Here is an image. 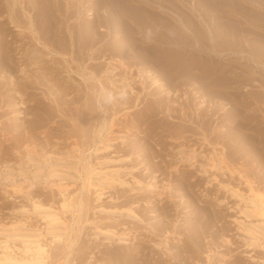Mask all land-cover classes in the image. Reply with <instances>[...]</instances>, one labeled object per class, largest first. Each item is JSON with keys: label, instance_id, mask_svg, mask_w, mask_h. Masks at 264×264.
Listing matches in <instances>:
<instances>
[{"label": "rangeland", "instance_id": "374dc122", "mask_svg": "<svg viewBox=\"0 0 264 264\" xmlns=\"http://www.w3.org/2000/svg\"><path fill=\"white\" fill-rule=\"evenodd\" d=\"M3 1L1 0V3L4 7ZM151 1H154V3ZM167 1L132 0L131 5L142 9L148 7L144 2H149L155 6L156 11H158L157 14H162L161 18H164L171 12L158 7V5L161 3L164 7H169L171 4ZM174 2L176 5L178 4L173 7L176 11L188 10L186 8L187 1L174 0ZM230 2L231 0H226L225 6L227 7ZM159 29L161 32L166 31L169 37H177L176 35H178L175 31L166 29L164 26ZM179 34H182L185 38L181 39L178 36L175 38L177 42L188 40L185 36L187 33L184 28ZM25 39L26 41H24ZM22 40L26 43L29 41L28 38ZM20 43L22 44V42H18V45ZM27 45L29 44L24 45L26 49L23 58H27V51L30 52L33 49L30 45ZM177 46L170 48L176 58L182 54L179 48L182 46ZM28 47L29 49H27ZM56 56L66 64L62 56L57 54ZM17 57H20V53L17 54ZM196 57L192 59L191 63L188 57H183L181 61H179L180 59L176 61L173 66L177 67L176 65L180 64L179 68H190L193 66V62H197ZM218 58L221 57L214 55L215 60L212 61L215 63ZM225 58L228 57L221 58V60ZM241 60L245 62L244 58ZM231 61L232 63H237L234 59ZM24 62L27 63L26 60ZM39 63L42 64V61ZM248 63L251 62L248 61ZM213 65L216 66V64ZM245 66L246 64L243 65V68ZM27 67H29L28 70H32L33 67L36 68L33 65H28ZM134 68V71L132 70L131 72L133 77L128 79L130 80L129 82L128 80L124 81L123 76H115L116 71L108 73V75H102L101 81L104 84H108L113 76L116 79L121 78L124 82L116 81L117 91L127 93L126 100H118L111 96L107 98L109 105L106 103V107H103L102 110L99 108V103H95L96 100L93 98V93L89 96L92 99L86 100L87 94L85 90H88L86 81L73 70L63 72L64 74L61 78L65 81V85L63 84L59 88L60 90L65 89L63 92H60L57 85H53L54 81L53 83L50 81L48 85L47 83L46 85L36 84L34 87L29 86L22 90L19 85L25 82L26 78L18 79L16 75L11 79L9 76L5 78L0 76V82L3 84L0 88V241L9 238L5 234L9 232H3L4 229L16 223L24 224L29 230L39 228L45 233L46 221L36 212L34 204L40 202L44 206L59 209L64 199L62 194L66 191L65 194L68 196L67 200L71 209L63 216L64 227L62 230L65 233V240L48 246L49 258L46 260V264H99L101 259L102 262L100 264H119V262L115 263L112 261V255L110 254L118 252L119 248L125 256L129 255L130 252L134 254L133 256H137H135V262L129 264H148L149 262L150 264H197L198 262V264H264V248L259 244H251L250 237L246 232L247 226H251V222L255 221V219L246 218L242 212L245 206L243 198L247 196H256L264 203V65H260L258 69L246 67L250 72L248 71L244 76L249 78H245L244 81H235L237 83H233L231 86L239 87V97H241L239 99L247 103L246 111L244 112L247 115L246 120L240 121L238 117L239 119L229 122L227 113L228 109L233 105L229 97L220 98L221 102L219 98H213L214 100H212L209 97V101H204L205 103L201 100L203 104H200L198 97L196 101L194 100L193 105L197 102L203 106L201 108L205 107L204 109H206L208 107L206 110L210 109V114L207 111L209 114L207 116L209 121L207 129H202L197 123L192 121L185 122L181 120L180 115L185 113L186 110V113L191 118L197 117L194 109L196 107L189 108L186 105L187 100H184L187 95H192L193 87L191 86H184V88L168 86L173 91L178 90L173 95V106L180 109H177V114L174 113V116H169L168 113L167 115L165 113H160L157 116L149 115L150 110L147 107L149 95L146 92L153 90V88L155 89L159 84H155L152 81L154 80L153 76L145 73L142 77L138 69ZM239 69L241 68H234L235 71ZM32 72L29 71L26 75H30ZM227 74L231 75L230 72ZM66 75L71 76V79ZM3 80L5 81L3 82ZM71 82L75 84L71 85ZM94 83L97 84L96 81ZM78 84H80V87ZM51 86L54 89L57 88L56 92L54 89L53 91L51 90ZM231 87L225 89V92H228ZM13 91H16L14 95ZM195 93L193 92V94ZM136 94L142 99H137ZM257 94L258 96H256ZM130 96L134 99L131 100ZM150 98L154 99L155 97L150 96ZM36 100L46 103L49 114H41L39 112L40 115L37 113L38 118L33 114L25 115L23 110H25L26 106L35 104ZM24 102H29L30 104L26 103L25 105ZM184 108L186 109L184 110ZM213 109L216 110L213 113L214 115L211 113ZM138 117H143V122H140ZM103 118L105 119V126L101 134H99ZM187 119H189L188 116ZM30 120H33V124L29 123ZM232 125L236 127L227 132ZM21 128L22 131L27 129H33L34 131L27 130L28 132H22ZM180 133L183 134L181 135ZM106 137H110L111 140L108 148H104L102 144ZM145 142L147 147L146 150H143ZM16 143H18L17 146H15ZM27 145L29 146L26 147ZM145 151L150 156L148 160V155L146 156ZM24 154L26 155L24 156ZM61 154L66 156L71 154L73 156L74 159L72 158V160H75L74 166L81 173L80 178L69 177L62 179L58 176L47 175L48 165L45 164L46 159H53L54 161ZM187 155H189L190 160L185 159ZM213 157H215L214 161ZM216 158H220L223 161V167H214L213 163L217 162ZM94 164L95 166L98 165L99 167L117 171L116 177L120 175L119 178H124L125 180V184H116L114 187L107 186L99 201L93 189H91L93 191L88 193L87 189L84 188V178L87 173L85 166L89 165L91 167ZM59 184L62 186L66 184V190H60L63 187L59 186ZM237 190L240 191L242 196L233 195L232 191ZM116 204L118 205L116 206ZM133 204L136 205L134 206L135 208ZM128 206L134 208L132 209L133 211L135 210L134 212L137 215L139 214L138 217H133V219L130 216L123 215ZM157 217L158 220H156ZM117 223H120L118 228L116 227ZM195 223H197V226ZM97 226L103 230L110 228L116 234L110 239L104 233H100L96 238ZM128 226L129 228L127 229L126 227ZM114 227L117 229L115 230ZM136 229H142V232H144L142 233L138 230L140 234ZM189 229L190 231H188ZM117 230L120 234L121 231L122 233H127L126 241H121L122 243L118 241L120 234L116 232ZM189 232L194 233L192 235ZM221 236L224 238L226 236V241ZM50 237L51 235L47 234L42 238V241L49 243ZM141 239H143V243ZM148 240L152 245L157 241L156 243H160V246H152ZM192 241L196 242L193 244ZM134 242L136 243L134 244ZM144 242L150 244L147 245ZM10 245L18 251L17 247H21L22 243L19 238H16L10 241ZM143 247L145 250L141 251ZM181 247L182 250H180ZM133 248L134 250H132ZM144 260L146 261L145 263Z\"/></svg>", "mask_w": 264, "mask_h": 264}, {"label": "bare ground", "instance_id": "6f19581e", "mask_svg": "<svg viewBox=\"0 0 264 264\" xmlns=\"http://www.w3.org/2000/svg\"><path fill=\"white\" fill-rule=\"evenodd\" d=\"M131 1L132 0H4L3 2L5 6L3 7L1 0H0V76L4 78L9 76L10 79L15 75L18 79L26 78L25 82L19 85V88L22 90L23 88L25 89L26 87H29V86L34 87L36 84L46 85L47 83L48 85L50 81H52V83L54 81L53 85H57L59 89L63 86V84L65 85V81H63L61 78L62 75L64 74L63 72L73 70L75 73L79 74L82 79L86 81L87 88H88L87 91L85 90L87 94L86 100L92 99L89 96H91V94L93 93L94 94L93 98H95L96 100L95 103L96 102H97L96 104L99 103L100 105L99 108L100 110H102L103 107H106V103L107 102L109 103L107 98H109L110 96L115 97V99H118V100L127 99L126 98L127 93L125 94L123 92L121 93L117 91L118 89L116 86V81L120 80L121 82H124V81H127L130 77H133L131 75V72L133 70V67H135L138 69L139 74H141L142 77L144 76L145 73H147L150 76H153L154 80L152 81L155 84H159L155 89L153 88V90L151 91L148 90L149 92H146V94L149 95L148 101H147L148 105L147 104L146 105L150 110L149 115L151 116H157L160 113H165V115H167L168 113L169 116H174V113H176L177 109L180 110L179 108H176L173 106L174 104L173 95H175L178 90L173 91L168 86L170 87L175 86L179 88L181 87L184 88V86H187V87L191 86L193 87V92H196V93L193 94V92H191L193 96L191 94L187 95L186 97L184 96L185 97L184 100L185 101L187 100L186 105L189 106V108L196 107L194 109H195V114L197 117L191 118L190 115L186 113L187 111L186 110L185 113H183L182 115L179 114L181 117V120L185 122L192 121L193 123H197V125L201 127L202 129H207L206 127L209 124V121L207 120V116H209L210 114V111H209L210 109L206 110L208 109V107L206 109H204L205 107L201 108L202 105L200 104H203L204 101H209L210 99L209 97H211L212 100H214L213 98H219L220 100V98H228V97L229 99L232 100L233 105L230 107V109H228V113H227L229 115V120H230L229 122L234 121L235 119L237 120L238 117L240 118V119L238 118L240 121L246 120L247 115L244 112L246 111L245 107L247 106V103L244 100L239 99L241 98L239 97L240 96L239 91H238L239 87H231V86L233 83H237L235 81H238V82L244 81L245 78H249V77L244 76V74L249 71L246 69V67H248L249 69H254V68L258 69L260 65H264V49H263V46H264V0H231L230 4L228 5L229 7L225 6L226 0H185L187 1V5H186V8H188L187 11H184V10L176 11L173 7L177 6L178 4L176 5L174 0H168L167 2L171 4L169 7H164L160 2H159L160 4L158 5V7L166 9L167 11L171 12L169 13V15H167V17L163 16L164 18H161V15H162L161 13H160L161 15L157 14L158 11H156L155 6L152 5L151 3L144 2L145 5H148V7H144L141 9V8L132 7ZM151 2L154 3V1H151ZM163 13L165 12L163 11ZM163 26L166 29L175 31L178 34L176 36L177 37L180 36L181 39H184L185 37L182 34L180 35L179 32H181L182 29L184 28L187 33L185 34V36L187 37L188 40L177 42L176 41L177 39H175L177 37L175 36L169 37L166 31L161 32L159 28ZM24 38L29 39V41L27 40L28 43L24 42L26 41V39L24 41L22 40ZM18 42H22V44L20 43V45H18ZM26 44H29L31 48L33 49L30 52L27 51L26 53L27 58H23L24 53H25L24 51L26 49L25 48L26 46L24 47V45ZM177 45L182 46V47H179L180 50L182 51V54L181 56L176 58L173 55L174 52L170 48L178 47ZM27 49H29V47ZM18 53H20V57H17ZM176 53L179 54V52L177 51ZM56 54L62 56L63 60L66 61V64L63 63V61L58 56H56ZM214 55L221 57V58H224V57H228V58H225L224 60H221V58H218L217 61L214 63L212 61V60H215ZM183 57L185 58L188 57V59H190V63L192 62V59L196 57L197 62H193L192 63L193 66L190 68L188 67L179 68L180 64L176 65L177 67H174L173 66L174 63L178 61L179 59H180L179 61H181ZM243 58L245 59V62L241 60ZM232 59L237 61V63H232L231 61ZM25 60L27 61V63L24 62ZM41 61H42V64L39 63ZM248 61H250L251 63H248ZM213 64H216V66ZM244 64H246L245 68H243ZM28 65L35 66L36 68L33 67V69L34 70L36 69V71H34L33 69L28 70L29 69V67H27ZM235 67L241 68V69H239L238 71H235L234 70ZM29 71L30 72L34 71V72H32V74L30 75H26V73ZM113 71L114 72L116 71L115 76H123L124 81H122L121 78L116 79V77L114 78V76L112 78L111 76H109L111 78L110 79L111 81H109L108 84H104L101 81L102 75L103 74L108 75V73H111ZM228 72H230L231 75L227 74ZM66 76H69V75H66ZM70 77L71 76H69V78ZM253 78L251 79L253 80V82H255ZM4 81L5 80H3V82ZM94 81H96L97 84L94 83ZM129 81L130 80H128V82ZM74 84L75 83L71 82V85H74ZM79 85L80 84H78V86ZM2 86L3 84L0 82V88ZM10 87L12 86L10 85ZM229 87L231 88L228 90V92H225V89ZM259 87L261 86L259 85ZM53 89L54 87H52L51 90L53 91ZM56 89H54L55 92H56ZM64 90L65 89L63 90L61 89L60 92H63ZM16 91H13V95H14V92ZM127 92L129 93V91ZM257 92L259 93V91ZM150 96L155 97V98L154 99L150 98ZM256 96H258V94ZM197 97L200 99V102L201 100L203 102H201L200 104L196 102L195 105H193V102L194 100L196 101ZM136 98L140 99L141 97L137 96ZM175 98L177 99V97ZM21 99L20 101H22ZM133 99L134 98H132L131 100ZM68 101L70 100L68 99ZM111 101H112V98H111ZM29 102L28 103L24 102V104L25 105L26 103L30 104ZM61 102H62V99H61ZM108 103L107 105H109ZM57 107H58V104H57ZM185 109L186 108H184V110ZM23 111L25 115L33 114L34 116H37V113L38 115H40L39 112L41 114L42 113L49 114L48 109L46 107V103H44L43 101L42 102L37 101L35 104L31 106L30 105L26 106L25 110ZM207 111H209V114ZM215 111L216 110L213 109L211 113L213 114ZM24 113H23V116H24ZM187 116L189 119H187ZM138 119L140 122H143V117H138ZM104 120L105 119L103 118V122H101L100 124L102 127L99 130V134H101L105 126ZM32 121L33 120H30L29 123L31 122L30 124H33ZM89 121H92V120H89ZM10 126L12 127V125ZM234 127L236 126L232 125L231 127H229V130L227 132H230ZM22 128H21V131H22ZM33 128L35 129V127ZM27 130H31V129H27ZM26 131L24 130L22 132H26ZM31 131H34V130L32 129ZM13 134L15 135V133ZM37 134H38V131H37ZM180 134L182 135L183 133H180ZM23 136L25 137L24 133H23ZM31 140L33 141V139ZM110 141H111L110 137H106L105 140L103 141L104 143H102L103 147L108 148L110 146ZM77 142L79 143V141ZM30 143L32 142L30 141ZM17 144L18 143H16L15 146H17ZM20 144L23 145L21 142ZM28 146L29 145H27L26 147ZM143 146H144L143 150H146V147H147L146 142L144 143ZM145 152L147 156L148 153L147 151ZM25 155L26 154H24V156ZM149 157L150 156L148 155L147 160L149 159ZM72 158L73 156H71V154L67 156L65 154L63 155L61 154V156H59V158H57L54 161L53 159L52 160L46 159L45 164L48 165L47 175L58 176L62 179L69 178V177L75 178V179L80 178L81 173L76 168V166H74L75 160H72ZM185 159L190 160L189 155H187ZM214 159L215 157H213V161ZM216 160H217V162L215 161L216 165L215 163H213L214 167H219V166L223 167V161L220 158H216ZM97 163L102 164L101 162H97ZM32 165L34 166V164ZM97 166L98 165L95 166V164L94 166H91V167H89V165L85 166L87 173L84 178V188L87 189L88 193L89 191L94 190L96 193V198L99 201L101 200L102 195L105 193L107 186L114 187L116 186V184L118 185L125 184V180L124 178L120 179L119 178L120 175H118L119 177H116V175L118 174L117 171L110 170L104 167H99V166L97 167ZM65 185L62 186L59 184V186L63 187L60 190L65 191L66 190ZM65 192H63L62 194L64 199L62 198L63 200L61 203V207H59V209L53 208L51 206L49 207L44 206L40 202H37L34 204V208L36 212H38L41 215V217L46 221V229H45L46 232L45 233H43L39 228L29 230L27 226H25L24 224H19V223H16L14 225H11L9 228L4 229L3 232H6V231L9 232V233H5L9 238L5 239L4 241H0V264H46V260L49 258L48 246L52 243L61 242L65 240V237H64L65 233L62 230L64 227L63 216L64 214L66 215V213L69 212V210L71 209L70 203L67 200L68 196L65 194ZM232 193L233 195H236L239 197L242 196V194L238 190L232 191ZM243 200L245 202V206L242 212L245 214L246 218H250V219L253 218V220L255 219V221L251 220L252 221L251 226H247L246 228V232L248 233L250 237L249 239L250 243L254 245L259 244L264 248V203L256 196H247L243 198ZM117 205L118 204H116V206ZM134 206L136 205L133 204V207ZM133 207L128 206L127 210L124 211V213L122 212L123 215L125 214L128 217L130 216L131 218L138 217L139 214L137 215L134 212L135 210L133 211V209L135 208ZM156 213H157V210H156ZM155 215H158V214H155ZM156 220H158V217L156 218ZM244 220H247V219H244ZM154 222L156 223V221ZM120 223H117V226H116L117 228ZM195 224L197 226V223ZM157 225H158V222H157ZM117 228H115V230ZM126 228L128 229L129 226ZM125 230H123V232H125ZM138 230L142 232V229H138ZM188 231H190V229ZM116 232H118V230ZM100 233H104L110 239L112 236L116 234L115 231L111 230L110 228H107V230H103V229H99V226H97L96 227V238L99 236ZM47 234L51 235L50 237L51 239L49 243L42 241L43 240L42 238L45 237V235ZM118 234L120 233L118 232ZM126 237H128L127 233H122L121 231L118 241L124 242L126 241ZM222 237L223 236H221V238ZM16 238H19L20 242L22 243L21 247L20 246L17 247L18 251H16L10 245V241ZM192 238L194 239V237ZM150 239H151V234H150ZM224 239L226 241V236ZM115 241L118 242L117 240ZM141 241L143 243V239H141ZM156 242L154 243V245H152L151 242L150 243L152 246H160V243H156ZM135 243L136 242H134V244ZM138 243H139V240H138ZM145 244L149 245L148 243H145ZM123 250L125 251V249ZM132 250H134V248ZM144 250L145 248L143 247L141 251H144ZM163 250L165 251V249ZM180 250H182V247ZM110 254L112 255V256L110 255L112 258V261L115 263L119 262V264H124V263L129 264V263L135 262L136 255L133 256L134 254L133 253L131 254L130 252L129 255L125 256V254L121 252L120 248L118 252H115L114 254L112 252ZM101 260H100V263L102 262ZM145 262L146 261L144 260V263ZM148 264H150V262Z\"/></svg>", "mask_w": 264, "mask_h": 264}]
</instances>
